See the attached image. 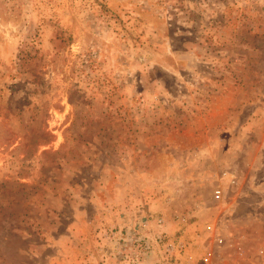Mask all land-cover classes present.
<instances>
[{
    "label": "rangeland",
    "instance_id": "374dc122",
    "mask_svg": "<svg viewBox=\"0 0 264 264\" xmlns=\"http://www.w3.org/2000/svg\"><path fill=\"white\" fill-rule=\"evenodd\" d=\"M170 239L264 261V0H0V264Z\"/></svg>",
    "mask_w": 264,
    "mask_h": 264
},
{
    "label": "built area",
    "instance_id": "2783aa9c",
    "mask_svg": "<svg viewBox=\"0 0 264 264\" xmlns=\"http://www.w3.org/2000/svg\"><path fill=\"white\" fill-rule=\"evenodd\" d=\"M223 176L228 180V182L231 185H236L238 183V178L225 171L223 172ZM222 196V190L221 189H216L214 190V198L215 199H219ZM184 220V219H183ZM159 222H162V219H158ZM208 229H210V226L208 227ZM225 236H222V234H216L214 235V243L215 245H223L225 243ZM186 243L184 242V240L180 239V240H174V239H170L167 242L163 243V250L162 252L159 254V260H158V264H171L170 258L172 256H177V255H181V252L186 250ZM239 253L242 254V249L240 247L239 249ZM212 256H214V251L207 249L204 252V255L201 257L202 261L204 262V264H208L211 259ZM262 264H264V261H262Z\"/></svg>",
    "mask_w": 264,
    "mask_h": 264
},
{
    "label": "crops",
    "instance_id": "0c3cea01",
    "mask_svg": "<svg viewBox=\"0 0 264 264\" xmlns=\"http://www.w3.org/2000/svg\"><path fill=\"white\" fill-rule=\"evenodd\" d=\"M243 237H244V236H241V240H244ZM244 248H245V246H244ZM243 253H244V252H243V250H242V254H243ZM246 257H248V255H247ZM258 263L261 264L259 260H258Z\"/></svg>",
    "mask_w": 264,
    "mask_h": 264
}]
</instances>
